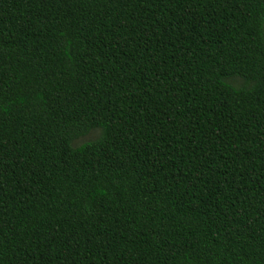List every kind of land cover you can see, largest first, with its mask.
<instances>
[{
	"label": "trees",
	"instance_id": "trees-1",
	"mask_svg": "<svg viewBox=\"0 0 264 264\" xmlns=\"http://www.w3.org/2000/svg\"><path fill=\"white\" fill-rule=\"evenodd\" d=\"M0 264H264V0H0Z\"/></svg>",
	"mask_w": 264,
	"mask_h": 264
},
{
	"label": "rangeland",
	"instance_id": "rangeland-1",
	"mask_svg": "<svg viewBox=\"0 0 264 264\" xmlns=\"http://www.w3.org/2000/svg\"><path fill=\"white\" fill-rule=\"evenodd\" d=\"M96 136H97V132L94 131L91 134L77 140L74 145H76V146L81 145L84 142H87V141L94 139Z\"/></svg>",
	"mask_w": 264,
	"mask_h": 264
}]
</instances>
